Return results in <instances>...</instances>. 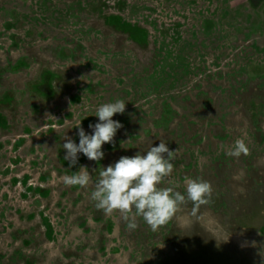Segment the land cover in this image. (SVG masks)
Returning <instances> with one entry per match:
<instances>
[{"label": "rangeland", "instance_id": "rangeland-1", "mask_svg": "<svg viewBox=\"0 0 264 264\" xmlns=\"http://www.w3.org/2000/svg\"><path fill=\"white\" fill-rule=\"evenodd\" d=\"M117 99L123 127L104 158L70 167L64 136L79 144L76 126L91 135ZM238 138L250 154L226 155ZM160 140L179 149L177 190L202 178L211 202L198 219L189 202L158 231L142 217L130 230L91 193L101 168ZM81 166L92 183L65 185ZM261 253L264 0H0V264H264Z\"/></svg>", "mask_w": 264, "mask_h": 264}, {"label": "clouds", "instance_id": "clouds-1", "mask_svg": "<svg viewBox=\"0 0 264 264\" xmlns=\"http://www.w3.org/2000/svg\"><path fill=\"white\" fill-rule=\"evenodd\" d=\"M125 108L123 99L103 103L96 109L95 116L99 122L89 125L93 130L91 135L86 134L79 123L76 126L79 129V144L64 136V159L70 162V167L77 163L79 153L97 162L104 158L102 146L105 143H113L117 130L123 127L113 116L123 114ZM220 148L230 157L239 158L242 154H250V148L244 138L236 139L231 146L221 145ZM178 151L179 149L170 150L167 143L160 140L159 145L151 146L146 154L138 152L131 157L122 156L114 164L101 168L99 179L91 193L95 207L105 215L119 212L130 230L138 227L137 217H142L153 232L158 231L175 217L182 205L189 202L193 206L191 216L198 219L201 206L211 202L214 189L209 181L185 176L184 193L177 190L181 184L171 177L174 171L172 161ZM63 182L67 186L87 188L92 183V175L86 167L81 166L72 175L64 176ZM165 183L168 186H162ZM252 245L255 246V242H252ZM261 255L264 256L262 253Z\"/></svg>", "mask_w": 264, "mask_h": 264}]
</instances>
